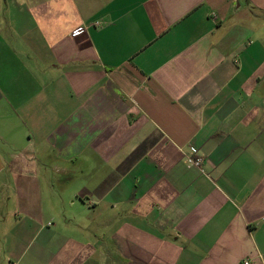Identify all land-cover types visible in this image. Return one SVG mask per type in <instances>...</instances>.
Masks as SVG:
<instances>
[{
  "label": "crops",
  "instance_id": "crops-1",
  "mask_svg": "<svg viewBox=\"0 0 264 264\" xmlns=\"http://www.w3.org/2000/svg\"><path fill=\"white\" fill-rule=\"evenodd\" d=\"M246 260L264 264V0H0V264Z\"/></svg>",
  "mask_w": 264,
  "mask_h": 264
},
{
  "label": "rangeland",
  "instance_id": "rangeland-1",
  "mask_svg": "<svg viewBox=\"0 0 264 264\" xmlns=\"http://www.w3.org/2000/svg\"><path fill=\"white\" fill-rule=\"evenodd\" d=\"M6 150H9L10 151V149H6ZM13 152H16V154H21L19 151H13ZM49 170H50V168H49ZM33 178H36V177H33ZM33 178L31 176V179L32 180H33ZM46 178H48L47 184L50 182L52 185L55 186V188L58 189V184H60L61 177L57 173L52 172L50 170V175H47V177H46V175H43L42 174V176H39V178H38V181L40 182L39 185L42 186V190H44V187H45V183L44 182H45V179ZM62 209H63V212L65 213V216H67V217L68 216H71L73 213H79V209L77 207H68V206H66V207H64ZM77 216H78V219H80L82 217V219L84 221L80 222V220H77V224L76 225L78 227H76V225H72V228L73 227H75V228H82V229L87 228L89 226V223H87L86 215L77 214ZM76 232H77L78 236H80V237H82V236L85 235L84 234V232H85L84 230H80V231H76ZM69 234L70 235H73L72 233H69Z\"/></svg>",
  "mask_w": 264,
  "mask_h": 264
},
{
  "label": "built area",
  "instance_id": "built-area-1",
  "mask_svg": "<svg viewBox=\"0 0 264 264\" xmlns=\"http://www.w3.org/2000/svg\"><path fill=\"white\" fill-rule=\"evenodd\" d=\"M98 24V23H97ZM188 159L190 160L191 164L197 168H200L202 162H203V159L201 157H195L194 158H191V157H188ZM244 264H249V261H245Z\"/></svg>",
  "mask_w": 264,
  "mask_h": 264
}]
</instances>
